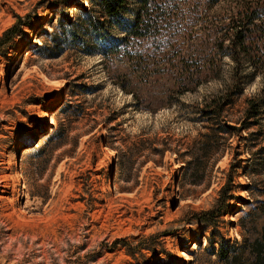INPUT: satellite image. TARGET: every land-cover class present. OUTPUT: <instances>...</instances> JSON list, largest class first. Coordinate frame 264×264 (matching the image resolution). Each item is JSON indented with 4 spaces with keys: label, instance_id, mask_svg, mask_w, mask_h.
Listing matches in <instances>:
<instances>
[{
    "label": "rangeland",
    "instance_id": "rangeland-1",
    "mask_svg": "<svg viewBox=\"0 0 264 264\" xmlns=\"http://www.w3.org/2000/svg\"><path fill=\"white\" fill-rule=\"evenodd\" d=\"M53 1L0 0V264H221L211 248L254 236L264 199V99L246 112L262 76L213 119L200 109L230 86V55L190 90L138 77L140 101L119 83L128 60L64 47L55 30L60 17L100 15L98 0ZM232 164L235 197L209 226L196 214L215 206Z\"/></svg>",
    "mask_w": 264,
    "mask_h": 264
},
{
    "label": "trees",
    "instance_id": "trees-1",
    "mask_svg": "<svg viewBox=\"0 0 264 264\" xmlns=\"http://www.w3.org/2000/svg\"><path fill=\"white\" fill-rule=\"evenodd\" d=\"M53 3L58 7L60 0ZM213 4L215 0H98L100 15L92 10L79 13L76 19L60 17L55 30L61 32L64 47L77 45L88 53L128 60L129 68L118 79L123 90L138 100L140 95L131 86L138 77L145 83L160 84L169 92L190 90L220 77L222 59L230 55L235 61L230 86L200 109L213 119L221 115L231 95L242 93L251 77L262 76L264 80V0H233L225 6L231 12L226 18L203 21L205 9ZM129 11L132 18L124 20ZM21 21L28 23L27 18ZM114 25L122 28L123 36L112 38ZM18 27L15 23L5 35L12 38ZM51 34L55 39L56 33ZM244 64L250 72H244ZM263 99L264 86L261 95L247 100L249 117L258 115ZM233 170L232 164L215 206L196 214L199 221L216 226L227 212L235 197L230 191ZM252 214L256 217L252 224L254 236L242 232L241 240L230 243L222 239L217 248H211L221 264H264V199ZM257 217L263 220L260 229Z\"/></svg>",
    "mask_w": 264,
    "mask_h": 264
},
{
    "label": "bare ground",
    "instance_id": "bare-ground-1",
    "mask_svg": "<svg viewBox=\"0 0 264 264\" xmlns=\"http://www.w3.org/2000/svg\"><path fill=\"white\" fill-rule=\"evenodd\" d=\"M106 146H107V145H106ZM105 150H106V149H105ZM109 151H110V149H109ZM108 153H109V152H108ZM106 159H107V158H106ZM111 160H112V159H111ZM182 253H183V254H186L184 251H182ZM182 253H181V254H182ZM179 255H180V254H179Z\"/></svg>",
    "mask_w": 264,
    "mask_h": 264
}]
</instances>
